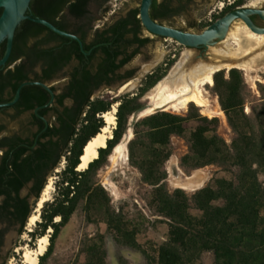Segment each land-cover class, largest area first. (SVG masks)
Instances as JSON below:
<instances>
[{"label": "trees", "instance_id": "obj_1", "mask_svg": "<svg viewBox=\"0 0 264 264\" xmlns=\"http://www.w3.org/2000/svg\"><path fill=\"white\" fill-rule=\"evenodd\" d=\"M89 0H31L27 13L52 22L58 28L68 31L59 13L68 7L71 14L80 17L86 13ZM140 1V0H139ZM193 0H186L190 3ZM246 0H237L242 4ZM163 1L153 0L150 15L161 22L168 15L163 8ZM1 11V10H0ZM145 28L139 18V5L130 9L126 17L120 18L110 29L98 34L92 44H84L89 49L99 44L90 57L98 51L104 54L102 62L87 65L76 73L69 87L72 92L73 106L58 109L53 113V125L42 131L32 148L33 139L26 136L4 138L10 150L3 155L0 165V221L8 225L19 224L20 233L24 231L33 208L29 195L22 196L20 190L29 182L34 186L31 194L38 199L49 178V175L65 158V168L59 174L58 196L52 202H46L42 208L41 221L36 235H45L49 229V245L39 257L41 264L53 251L55 242L71 216L77 211L81 200L87 209L95 208L102 213L107 229L114 239L126 245L138 248L137 235L144 222L151 223L152 217H162L168 225L166 240L159 248L157 264H201L204 253L213 255V264H264V112L248 114L232 112L226 108L229 125L233 130L231 142L221 138L217 128H199L191 137L200 144L205 153L195 155L192 149L181 158L184 169L194 170L215 164L226 173L225 177H214L202 189L188 195L182 189L171 191L168 187V175L164 167L173 154L171 136L184 121L176 114L159 111L134 125V137L129 141L130 160L141 173V180L150 186L144 197L150 211L148 217L139 210V216L131 212L128 202L114 205L110 195L102 186L97 193L95 182L86 180L94 176L105 164L114 147L122 140L131 115L134 113L133 99L123 100L117 108L116 126L107 145L98 150V157L83 170H77L80 157L87 142L105 125L102 114L111 109V102L103 99L93 100V90L103 81L113 80L110 75L128 63L137 53L135 50L127 54V49L135 43L146 45L149 37H140ZM107 32L111 33L106 35ZM131 36V37H130ZM86 34L83 33L82 40ZM55 40L67 41L70 38L60 36L49 28L23 20L16 29L13 51L21 49L22 61L8 71V76L16 79L15 90L19 84L27 80H45L50 77L52 55L50 48H43ZM73 53L82 59L79 46H73ZM123 58L117 63L119 56ZM18 55H12L9 61H15ZM70 53L67 55V61ZM43 61V75L30 76L29 67L33 68ZM119 75V79L122 78ZM63 97L57 101L63 105ZM48 92L38 85H27L21 90V98L17 107L22 110H33L47 103ZM51 108L39 110L45 115ZM35 119L38 117L34 115ZM86 124L79 128L83 120ZM213 123V121H210ZM140 125L147 126L144 132L138 130ZM43 125L39 132L42 130ZM38 132V133H39ZM142 135L141 145L148 151V156L140 162L134 161L132 152L134 143ZM161 148H156V144ZM21 144V145H19ZM12 149L11 159L5 163ZM59 218V220H57ZM34 235V232H31ZM5 230H0V248L3 244ZM2 264V263H0Z\"/></svg>", "mask_w": 264, "mask_h": 264}, {"label": "rangeland", "instance_id": "obj_2", "mask_svg": "<svg viewBox=\"0 0 264 264\" xmlns=\"http://www.w3.org/2000/svg\"><path fill=\"white\" fill-rule=\"evenodd\" d=\"M236 1L193 0L185 7L183 16L165 20L164 23L175 28L200 32L218 19L222 12L228 9L229 4ZM221 3L223 4L221 5ZM139 4V0H111L108 7L110 13L105 16L109 20L116 19ZM257 7H264V2ZM239 24L244 23L237 20L233 22L231 27ZM144 35L149 36L152 40L124 68V71L134 70L132 80L135 81V84L122 91H120V84L101 87L94 93L93 100L100 98L111 102L113 105L115 102L120 104L123 100L133 99L132 105L136 110L149 102L147 99L149 93L162 79L169 75L176 63L184 57V54L189 52L198 54L201 51L199 48H188L173 39L162 38L147 31L144 32ZM217 47V44H211L209 52H215L214 50ZM258 57L259 62L255 65L253 72L249 74L236 66L230 69L222 67L215 73L214 84L207 87L211 98L217 104L216 111L220 114L206 116L201 113L195 104H190L184 112H176L171 109L159 110L184 118V121L171 136L173 154L164 164L168 175V187L171 191L182 189L188 195H191L204 188L212 178L227 176L222 168L215 164L194 170L184 169L181 166V158L189 152V148L192 149L195 155H204L205 150L203 147L191 137L199 128L213 129L216 126L219 136L226 142H231L233 130L228 122L226 108L232 109V112H245L248 114L264 112V51ZM154 61H156L155 65L142 74L145 67L151 65ZM198 61L207 63L208 60L199 57L192 64ZM159 111L155 110L151 114L142 115L137 122ZM25 118L23 116L20 120ZM20 120L9 121V128L18 129ZM131 120L132 115L129 123ZM210 121H213V123ZM84 124H86V121L83 118L79 128L82 129ZM147 129L148 127L144 125L138 127V130L142 132ZM131 131L133 138L134 128H131ZM142 140V135H140V138L133 145L132 156L134 161L137 162L148 156V151L141 145ZM129 141L126 144L124 158L113 155L112 151L97 174L88 176L86 180L95 182L94 186L97 193H102L99 189V186H102L110 195L114 205L128 202L130 211L139 216L138 208L134 206L135 202L139 210L148 217L150 211L144 197L147 196L150 186L142 182L140 171L132 165L128 146ZM155 147L161 148V145L158 143ZM65 162V158H63L59 166L49 175V177L54 178V192L49 202H52L58 196L59 188L56 187V183L60 180L59 174L64 170ZM198 177L200 180L196 179ZM21 194L22 196L28 195L29 188L27 186L23 188ZM34 197L35 195L32 194L28 198L31 207L35 205L36 200ZM155 218H150L151 223L144 222L142 230L137 235L139 247L133 248L114 239L112 233L107 229L102 213L96 207L87 209L85 201L81 200L77 211L71 216L69 222L62 227L52 253L41 264H157L159 248L167 238L168 225L162 217ZM38 228L37 223L32 227L26 225L24 231L20 233L19 224L0 223V230H5L3 244L0 248V263H22L24 251L36 247ZM31 232H34V235H31ZM51 233L52 231L49 233L47 231L46 234L50 237ZM9 235L12 236V244L7 251L3 252ZM201 264H213V255L204 253L201 256Z\"/></svg>", "mask_w": 264, "mask_h": 264}, {"label": "flooded vegetation", "instance_id": "obj_3", "mask_svg": "<svg viewBox=\"0 0 264 264\" xmlns=\"http://www.w3.org/2000/svg\"><path fill=\"white\" fill-rule=\"evenodd\" d=\"M110 1L111 0H89L85 7L86 13H84V15L80 17H76L73 14H71L68 7H66L63 12L59 13L58 17L61 19L62 23L67 28L68 31L66 32L76 35L83 42V47H84V44H87V45L92 44L97 38L98 34H101L105 32L106 30L110 29V27L113 26L120 18L126 17L128 12L130 11V10L127 11L125 15H121L116 19L109 20V18L106 17L105 15L110 13L108 9ZM249 2L250 0H246L242 4H236L235 2L229 4L228 9L225 12H222L220 17L224 15L225 13L233 9H236L239 6L247 4ZM163 5H164L163 8L167 9L168 11V15L166 17H163V20L161 21V23L165 24L164 23L165 20L183 16V11L185 7L188 5V3H186V0H163ZM258 8H261L264 10V7H258ZM0 10L2 11V9ZM1 11H0V14H1ZM249 17L251 21L257 27L264 28V20H262L259 17V15L252 14ZM145 31L146 30L143 31L140 37H149V36L144 35ZM83 33L86 34L85 40H82ZM110 34L111 33L107 32L106 35H110ZM67 38H70V37H67ZM70 39L71 40H67V41L55 40V41L50 42L48 45L42 46L43 48L47 47L51 49V55H52V65H51V71H50L51 74H50V77H48L45 80H34V79L31 80V81H41V82L47 83L50 86V88L52 89L54 93V101L52 103H50L51 96H52L51 93L44 88L50 95V99L47 103L37 106L33 110L23 111L22 106L17 107V104L21 98V95L18 101L14 103L13 105L0 108V165L3 163V155L5 154V152L11 149L10 144L12 143V142L8 143L7 141H5V143L2 144L3 139L13 138V137H21L24 139L26 136H29L31 139H33V134L37 133L36 136L34 137L33 145L31 146L32 148L36 147L39 134L42 131L46 130L48 126L53 125L52 116H53L54 110L58 109L59 111H63L65 107L70 108L73 106L74 102L72 98V92L69 90V87L74 78V74L75 73L77 74L76 78L80 74V71L77 72V69L81 70L84 66H87V65H97L100 62H102L103 58L105 57L101 51H98L93 58L90 57L93 50L99 48L100 46L99 44H93L89 49H85L84 47V50L86 51V53H84L80 48L79 42L73 38H70ZM6 44H7L6 40H3L0 43V58L3 56V54L6 51ZM76 45L79 46V49L83 56L82 59H80L76 55V53H73L71 51L72 47ZM144 46L145 45H140L139 43H135L134 45H132L130 48L127 49V54H131L135 50H138V53H139L140 50ZM69 53H70V58L67 61V55ZM14 54L18 55V58L15 61H9L11 56ZM11 56L8 62L6 63V65L0 67V103H6L9 101H12L15 97L17 88L19 87L18 86L15 90L16 79L9 77L8 71L13 70L15 65L22 61V58H23L22 50L16 48V50L13 51L12 49ZM135 56L128 63H126L123 67L117 70L115 76L110 75V77L113 78L112 81L110 82L103 81L97 88H95L93 90V95L101 87H109V86H112V85H115L121 82L124 79H128L131 77L133 78L134 70L128 69L124 71V68L135 58ZM122 58H123V55L119 56L116 62L118 63ZM44 68L45 66H44L43 61L38 62L33 68L29 67L30 76L34 78L36 75H43ZM119 75H122L123 77L119 79ZM27 81H30V80H27ZM62 96H64L63 105L59 106L57 101ZM44 105H47V106L42 107ZM49 107L51 109L45 115H42L39 113V110L49 108ZM34 115L38 117V120L35 119ZM23 116H25L26 118L24 120H20V118H22ZM16 120H20L19 128L10 129L8 126L9 121H16ZM41 125H43V127H42V130L39 132ZM14 150L15 149L11 150V152L9 153V156L5 160V163L9 162ZM26 186L29 188L28 195H32L31 190L34 186V182L31 181ZM23 188L20 190V194ZM3 199H4V196L1 195L0 203L2 202ZM0 223H4V222L0 221Z\"/></svg>", "mask_w": 264, "mask_h": 264}, {"label": "bare ground", "instance_id": "obj_4", "mask_svg": "<svg viewBox=\"0 0 264 264\" xmlns=\"http://www.w3.org/2000/svg\"><path fill=\"white\" fill-rule=\"evenodd\" d=\"M264 0H250L251 7H257ZM223 3H221L222 5ZM222 7V6H221ZM170 39V38H169ZM212 52L216 57H229L230 59H241L240 62L229 63H203L198 61L195 64L187 65V60L195 54L189 52L176 63L169 75L162 79L152 92L147 96L148 107L142 115L151 114L157 109H171L176 112H184L190 104H195L206 116L220 114L217 110V104L211 98L207 86L214 84V75L222 67H237L245 73H251L255 65L259 62V54L264 51V34L251 32L244 24L230 27L225 38L218 44V47ZM249 56H252L249 58ZM157 61V60H156ZM156 61L145 67L142 74L147 72ZM135 81L130 80L124 84L120 91L132 87ZM119 103L115 102L111 109L104 112L102 117L105 125L92 137L83 149L80 164L77 170L83 171L88 164L98 157V150L107 145V140L112 137V130L116 126V112ZM141 115V116H142ZM132 138L131 128L126 132L122 140L114 147L113 155L124 158L126 155V144ZM200 180V178H196ZM192 181L191 179H189ZM54 192V178L49 177L39 198L35 201L32 214L29 216L27 226L32 227L41 220V211L44 204L48 202ZM58 219V218H57ZM51 229L48 230V233ZM49 245V235L45 234L37 239L34 249H26L23 254V261L20 264H38L39 257L45 253Z\"/></svg>", "mask_w": 264, "mask_h": 264}, {"label": "water", "instance_id": "obj_5", "mask_svg": "<svg viewBox=\"0 0 264 264\" xmlns=\"http://www.w3.org/2000/svg\"><path fill=\"white\" fill-rule=\"evenodd\" d=\"M153 0H140L139 4V18L140 21L145 28V30L153 35L162 37V38H170L173 39L188 48H199L201 51L198 54H195L192 58L187 59V65L191 64L195 59L199 57L207 58V62L209 63H229V62H240L241 59H230L229 57H216L212 52H209V48L214 44H219L228 33L231 25L233 22L237 20H241L244 25L253 33L256 34H264V28L257 27L250 19V15L257 14L259 17L264 20V10L258 7H251L249 4H244L242 6L237 7L236 9H233L218 19H216L214 22L210 23L206 28H204L200 32H191V31H185L179 28H175L172 26L165 25L157 20H154L150 15V8ZM31 0H0V9H2L0 14V43L3 40H6V51L3 54V56L0 58V67L5 66L8 62L12 49L14 44V36L17 27L23 20H31L32 22L41 24L50 30L54 31L55 33L70 37L79 42L81 50L86 53L83 47V42L74 34L66 32L60 28H58L56 25H54L52 22L32 16L31 14L27 13L29 9ZM208 53V54H207ZM252 56H249L251 58ZM133 78L124 79L121 82L117 83L114 86L119 85L122 87L124 84L132 80ZM40 85L46 90H48L51 93V100L50 103L54 101V93L50 86L47 83L41 82V81H24L19 85L17 88L15 97L12 101L6 102V103H0V108L5 106H11L14 103L18 101L21 95V90L24 86L27 85ZM47 105H44L42 107H46ZM148 103L140 106L137 108L133 115L132 120L129 123L126 132L129 130V128H133L136 122L141 117L142 113L147 109ZM160 109H157L156 111H159ZM115 128V127H114ZM82 156V155H81ZM81 160V157H80ZM47 182V181H46ZM30 185V184H29ZM46 185V183H45ZM44 185V187H45ZM43 187V189H44ZM42 189V190H43ZM42 192V191H41ZM41 194V193H40ZM35 200H37L36 197H34ZM52 231V229H51ZM12 244V236L9 235L5 242V247L3 248V252L7 251V249Z\"/></svg>", "mask_w": 264, "mask_h": 264}]
</instances>
